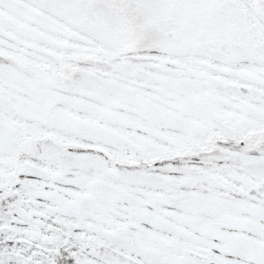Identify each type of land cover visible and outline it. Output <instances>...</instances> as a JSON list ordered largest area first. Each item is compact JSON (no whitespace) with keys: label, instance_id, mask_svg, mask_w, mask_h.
<instances>
[{"label":"flooded vegetation","instance_id":"af4514ba","mask_svg":"<svg viewBox=\"0 0 264 264\" xmlns=\"http://www.w3.org/2000/svg\"><path fill=\"white\" fill-rule=\"evenodd\" d=\"M187 1L190 2L183 3L184 6L196 8L193 7V15L181 17L168 11L166 15L172 16V21L182 29L187 28L185 23L188 21L198 24L204 30L200 34L201 43L221 44L223 49H218L214 57L228 64L227 59L243 54L252 62L264 64V0ZM7 2L0 0V9H6ZM234 6L239 7L238 15L232 9ZM244 9L247 14L243 13ZM250 12L253 17H248ZM163 21L165 29L172 22L165 17ZM17 28L21 29L19 24ZM50 39L49 44L58 49L59 41L54 37ZM51 54L53 59L44 61L41 58L40 67H24L22 73L14 74L22 86L11 84V90H0V114L5 108L4 113L8 115L6 119L0 118V203L3 197L11 195L13 185L18 183L16 174L19 171L23 174L22 170H26L30 176L38 173L40 178L42 174L39 181L42 188L29 180L23 181L27 183L22 186L26 191L23 193L22 190V195L12 204L11 223L22 225L21 229L14 235L0 232V245H6L10 239L17 247L24 246L27 250L16 255L7 244L4 248L8 257L12 254L20 256L21 264H42L49 254L53 256V264H114L100 255L103 250H113L122 253L124 261L127 258L126 263L121 261L120 264H225L228 257L232 260L236 255L242 257L243 264H252L246 263L247 260L264 264V228L257 221L243 218L233 222L227 216H222L223 220L206 216L211 213V203L229 210L230 202L225 196L226 187L234 185L232 178L219 179L226 186L218 191L220 195L216 199L210 200L209 195L198 197L183 189L176 191V188H188L186 172L174 183L170 164L158 167V173L153 174L150 160L141 158L153 154L156 158L165 157L164 162H172L171 157H175L173 161L176 162L177 157L182 156L177 164L189 153H217L220 144L229 146L228 149L237 145L241 152L248 150L251 146V141L247 140L249 135L264 133V111L250 107L252 102H264V68L259 74L251 69L199 61L194 70L207 67L209 70L211 66L217 71L212 69L210 74L206 73L207 89L201 88L195 94L188 91L192 88L188 84L177 89L166 76L156 73L164 68V72L172 76L179 71L173 64L180 61L168 56L162 63L154 60L150 53H130V58L125 56L122 60L124 78L119 82L122 86L117 97H107L109 94L102 92L98 102H88L58 91H50L51 98H45L49 91L44 87L45 67L53 69V82L55 77H61L60 58ZM139 61L143 65L136 63ZM7 72V77L13 79V70L7 69ZM24 74H36L38 79L32 81L27 77L29 84ZM226 81L243 84L245 93L226 88ZM170 90L179 100L176 107L169 106V99L160 96L167 95L164 93ZM65 95L70 99H65ZM61 103L74 107L77 112L93 110L98 113V119L77 115L75 111L61 108ZM75 103L79 106H74ZM193 105L202 110L201 115L191 121L188 117L182 118ZM105 107H109L106 112ZM241 110L260 112L259 117L248 123V113ZM143 119L147 121L145 124ZM46 121L54 127L77 133L86 142L60 141L73 139L61 138L56 131L45 132L43 124ZM112 123L136 132L116 130L111 127ZM172 127L185 131L186 135H176L174 139L163 130ZM148 129L157 138L140 135L142 130ZM96 139L102 145L91 142ZM118 144L121 147L115 148ZM74 149L81 153L73 152ZM26 156L34 159L36 165L28 163ZM45 162L54 165L53 170L47 171V176L44 174ZM81 166L99 169L104 175L83 180L77 172L78 175L72 173L80 171ZM108 174L116 181L108 179ZM52 180L61 184L45 189ZM79 187L84 189L83 192L75 189ZM107 210H113L116 215H107L103 221L101 216L106 215ZM66 215L70 219L65 218ZM28 221L36 231L48 228L50 237L45 245L30 244L29 250ZM231 225L234 227L230 228ZM36 238L39 242L44 241L42 236Z\"/></svg>","mask_w":264,"mask_h":264},{"label":"rangeland","instance_id":"374dc122","mask_svg":"<svg viewBox=\"0 0 264 264\" xmlns=\"http://www.w3.org/2000/svg\"><path fill=\"white\" fill-rule=\"evenodd\" d=\"M182 1L8 0L9 3L17 5L27 14L33 15L35 17H43L46 20H55L62 25H68V22L72 24L71 21L77 23L80 22L81 24L83 23L84 27L86 26V30L95 32L94 34L97 35H104L107 42L103 44L99 42V44H96L92 47L88 46L90 44L80 42L82 48H78V50L76 49L77 51L74 52L75 49L71 51L72 48L67 49L66 45H69V43L79 44V42L73 40L63 41L62 39H59L60 45L65 47L62 48L55 45L56 47H58V49H54L49 44V42L46 41V39L44 40L45 37L40 38L42 37L40 34L41 28L34 21H32V19H19L12 10H10L9 8L8 10L4 9L3 12L11 17V19H17L18 22L21 21L20 25L23 30H11L10 28H8L5 22H2L0 20V90H11L12 85L22 86L23 83H21L20 80H15L14 74L22 73L21 69H23L24 67L28 68V65L41 60L40 58L46 57L53 59V56L50 55V53H53V55L56 56H59L61 54L65 55L67 53L68 55H66V57L62 56V58H64L63 61L65 62L66 67H64V69H61V77L59 79H57L56 77L54 78L56 81L52 82L54 84L53 86H48L50 83L46 84L49 81V70H44L43 72V77L45 79L44 87L46 90H49L45 93L46 99L51 98L50 91H58L59 93L71 95L79 99H86L88 100V102H98L97 99H102V92H106L107 94H109L107 97L113 95L117 97V95L121 91L122 86H119V82L123 81L124 78L122 60L125 56L128 57L130 53L138 52L152 54L153 59L157 62L164 60V57L168 56H172L173 58H175V60L180 61L178 63H174L176 65L173 64V67L178 68L179 71L177 73H173L172 76L169 73H165L164 68L161 69V72L156 71L157 74L166 76L172 85H176L175 88L180 89L182 87L180 85L188 84V87H192L191 89H188V91H193L195 94L201 88L207 89L208 86L205 85V83L207 82L206 73L210 74L212 69L213 72L217 71V69L209 66V70L207 69V67L205 70L202 69L196 71L194 70V68H197V66H194L193 68L192 63H198L199 61L203 62L209 59L211 60V62H215L219 66L221 58L218 59L214 56H216L218 49H220V51L223 49V46L221 44L218 45V43H216L215 46H209L205 41L204 42L206 44H201L199 42V40H201L200 34H202L204 30H202L198 26V24L188 23L190 22L188 21L185 23L187 28L182 29V27H178L177 24L172 21V16L166 15L168 12H174L176 15L181 17H186L189 14L193 15V7L195 8V6L186 7L183 3H188L190 1ZM232 9L236 11L238 15L239 7L235 8L234 6ZM246 9L248 8L246 7ZM246 9L243 10L244 14H247ZM69 17H71V19L68 21ZM72 17H74V19ZM164 17L166 20L169 19L172 21L171 23H168V27H166L168 30L163 26ZM248 17H253L252 12H250ZM127 21L130 23V27L126 26ZM163 28L165 29V31L163 30ZM188 29L190 30V32H196V34L191 35L192 33H189ZM125 33H127L126 36L131 39L129 41L130 44L128 45V48H124L123 50L122 48H119V46H117L116 42L118 40V37L123 36ZM86 36L91 37L92 34L86 33ZM42 46H46L49 49L45 47L48 50L43 53L41 51ZM80 51L86 53L94 52L96 53V55L95 57L84 58L81 57L82 54L78 53ZM70 55H72L73 57H71ZM247 58L248 57L246 55L242 54L239 57L236 56L234 58L227 59L226 61L228 62L230 68L251 69L256 73H259L261 68H264V64H260V62H252ZM23 62H25V64ZM136 63L140 66L143 65L141 64L143 63L142 61ZM29 67L33 68L32 66ZM7 69L13 70V74L11 75L13 79L7 77L9 75ZM103 69L107 71L106 74L101 73ZM25 77L26 78L24 79L29 84H31V82L29 81V79H27V77L31 78L32 81L38 79V76L36 74H28V76L25 75ZM164 94L167 95L163 96L162 94H160V96L169 99V106H178V104L175 103H177L179 100L173 96L174 93H172L171 90L167 91V93ZM180 102H183V100L181 99ZM61 104V108L75 111L77 115H81L87 119H98V116H96V114L98 113L93 112V110L88 113L80 110L79 112H77L74 107H70L64 103ZM74 106H79V103H75ZM250 107L255 110L262 109L264 111V102H252V105ZM110 108L114 111L117 110V108L115 107ZM4 110L6 109L4 108L3 112L0 114V118L2 119H6V117L8 116L6 115V113H4ZM107 110H109V107H105L104 111L106 112ZM241 111L246 112L245 110ZM201 112V109H199L196 105H193L192 107L188 108V113L185 116L182 115V118L188 117L191 121L195 119V116L196 118H198L201 115ZM258 113L260 112H252L246 114L249 118L248 123H250L251 121H255V119L259 117ZM143 121L144 124L147 122L144 119ZM112 124L113 125L110 124L111 127L116 130L119 129L123 132H136L133 131L134 129L132 128L121 127L118 125V123ZM52 125L53 124L51 123L43 124V130L47 131L49 128L52 129L53 127V131L58 132L57 134L61 138H72L77 143L86 142V139L80 137L77 133H74L69 129H63L59 126L54 127ZM189 126H191V123L189 124ZM156 128L161 129L159 127ZM163 130L167 131L168 134L173 138L176 135H186L185 131L176 129V127ZM140 135L145 136L146 138H157L156 135L152 131H150V129H148V131L142 130L140 132ZM91 142L96 145H102V142L98 139ZM45 144H48V142H46ZM114 147L118 148L121 147V145L118 144ZM217 147H220V150L217 153H211L209 155H193L192 153H189L185 159H182L181 162L177 164L176 162L181 159L182 156H178L176 162H174V159H172V162L174 164H171V161H154L151 164V168L154 170L152 171V173H158V167H166L170 164L173 175L172 180L174 183L179 181V179L183 176V172H186V184L188 188H176V191L181 192L184 190L189 192V194L198 197H208L207 195H209L210 197L208 198L212 200L213 198L216 199L220 195L218 191L220 189H224L223 187L226 186L225 183H220L219 179L212 175V171L219 172L220 175L224 178L225 176L226 179H229L230 177L234 181V185H229L226 187L227 191L225 198L230 202V208L229 210L223 207L217 208L213 203H211V213L206 214V216H210V218L220 220H223L222 216H227L230 218L229 220H232L233 222H237L235 220H243V218H247V220L264 223V175L260 176V169L258 168L260 164L261 168L262 165L264 168V138L261 141L253 143L250 148H248V150L245 149L242 152L237 145H235V147L231 149L227 148L229 146H224L221 144ZM72 151H80L81 153V150L74 149ZM250 155L256 157L257 161H249L245 157ZM25 159H27L26 161L28 163H36V161L30 156H26ZM189 165H193L194 167L189 168ZM0 167H2V165H0ZM45 169L46 171L44 172V174L45 176H47V171L53 170L54 165H52V163L50 162H45ZM79 169L80 171H74L72 173L76 175L80 174L81 176H83V180L104 175L103 171L96 168L81 166L79 167ZM22 172L23 174L20 171L16 174V180L18 181V183L13 185L11 189V195L3 197L0 203V232L4 231L6 233H9L10 235H14L15 233H17L16 230L18 231L22 226L19 224L16 226L14 223H11L10 215L12 213L13 202L17 201L18 198L22 195V190L23 193L26 191L23 187L27 185V183L24 184L23 181L29 180V183L31 181L32 184L38 185L40 188H42L39 184V181L42 178V174L40 178L37 176L38 173L36 175L30 176L26 172V170H22ZM106 177L111 181H116V179L110 174H108ZM59 181H61V179ZM240 182L243 184L241 185ZM57 184L61 183L52 180L49 181L48 186L44 187L45 189H51V187H56ZM75 189H80L81 192H83L84 190L82 189V187ZM73 205L75 206V204ZM68 207L69 206L65 208ZM172 208H174L173 203ZM106 212V215L101 216L103 221L105 217H107V215H116L113 210H109V212L107 210ZM239 217L242 218L238 219ZM65 218L70 219V217L67 215L65 216ZM31 225V221H28L27 228H29V230L27 232V235L28 240L30 241V243L28 242L29 250L31 248L30 244L41 247L42 245H45V242L48 241V238L50 237L48 228H45L42 231H36V229ZM231 227L233 228L234 225H231L230 228ZM241 233L243 234L246 232ZM37 235L42 236L44 241L39 242V240L36 238ZM236 238L239 239L238 236H236ZM7 244L12 246V249H14V254L16 255H18L21 251L23 253L27 251L24 246L17 247L15 245V242L7 239L6 245L3 246V243L0 245V264H21L19 260L20 256L14 257L12 254V257H8V253H6L5 251ZM236 256L237 257H235L234 259L232 258V260L228 257V260L225 262V264H243L242 257L238 255ZM52 257L53 256L49 254L46 258L47 261L43 259L44 262L42 264H53L51 261ZM245 262L256 264L251 260H247Z\"/></svg>","mask_w":264,"mask_h":264},{"label":"bare ground","instance_id":"6f19581e","mask_svg":"<svg viewBox=\"0 0 264 264\" xmlns=\"http://www.w3.org/2000/svg\"><path fill=\"white\" fill-rule=\"evenodd\" d=\"M159 158H157L156 160H158Z\"/></svg>","mask_w":264,"mask_h":264}]
</instances>
